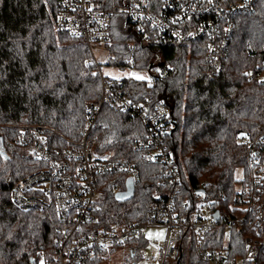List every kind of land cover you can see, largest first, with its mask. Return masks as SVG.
I'll list each match as a JSON object with an SVG mask.
<instances>
[{"label": "trees", "instance_id": "obj_1", "mask_svg": "<svg viewBox=\"0 0 264 264\" xmlns=\"http://www.w3.org/2000/svg\"><path fill=\"white\" fill-rule=\"evenodd\" d=\"M57 0H0V264H31L53 251L58 237L51 212L21 211L11 200L12 186L43 164L28 157L15 144L20 128L48 127L76 140L85 127L84 104L100 97L96 68L89 51L77 38L55 28ZM110 42L97 48L108 53L107 65L146 70L151 64L172 67L152 86L146 80L123 78L118 89L133 102L149 95L164 100L175 129L166 137L180 173L179 200L201 190L205 199L225 200L216 205L228 211L238 179L236 169L245 168L246 144L264 131V86L250 79L246 70L264 46V0H254L253 10L239 14L222 69L213 73L201 43L191 46L155 45L143 42L124 15L109 22ZM132 44L135 47L129 48ZM97 153L137 167L139 181L130 200H115L113 187L122 189L124 175H106L97 183L95 226L143 223L150 205L167 197L171 186L163 183L161 168L132 149L143 138L141 122L127 113L103 107L92 130ZM245 222H237L207 234L211 245L223 236L239 245L247 234ZM245 226V227H244ZM245 228V229H244ZM184 247L179 264H207L193 248ZM128 256L125 264L128 263ZM259 264H264V246ZM166 264H176L167 261Z\"/></svg>", "mask_w": 264, "mask_h": 264}, {"label": "built area", "instance_id": "obj_2", "mask_svg": "<svg viewBox=\"0 0 264 264\" xmlns=\"http://www.w3.org/2000/svg\"><path fill=\"white\" fill-rule=\"evenodd\" d=\"M253 6L254 0H57L55 28L86 46L87 62L98 71L101 92L99 99L84 104L86 122L78 139L65 138L48 127L25 126L14 142L43 167L12 186V203L21 211L53 213L58 235L53 251L36 261L32 259L31 264H110L109 257L118 251L127 254L129 264H166L181 258L185 249L182 240L207 264H259L264 246V131L250 139L241 137L246 144L245 168L237 178L227 212L220 213L216 206L225 200L224 194L211 201L198 190L179 200L180 173L166 141L173 120L165 101L152 102L149 95L140 102L129 100L118 89L119 80L105 77L93 57L94 49L110 42L111 17L121 14L148 44L201 43L213 73H219L236 17L251 12ZM134 47L129 45L130 49ZM140 71L146 72L148 83L154 86L172 67L151 64ZM246 75L264 86V46ZM103 107L127 113L141 122L144 136L133 142L132 149L147 162L158 165L163 183L171 186L166 198L148 207L143 223L113 224L107 228L94 225L99 178L124 175L125 185L130 179L134 188L139 181L136 166L115 158L111 152L94 150L92 130ZM125 185L122 189L115 185L114 193L125 191ZM243 221L247 234L239 245L228 235L219 245H211L209 232L225 227L228 234L237 222ZM148 227L165 229L163 242L150 246L152 253L148 252L145 239Z\"/></svg>", "mask_w": 264, "mask_h": 264}, {"label": "rangeland", "instance_id": "obj_3", "mask_svg": "<svg viewBox=\"0 0 264 264\" xmlns=\"http://www.w3.org/2000/svg\"><path fill=\"white\" fill-rule=\"evenodd\" d=\"M108 53L104 49H94L93 50V57L95 58V61L100 65V69L102 74L114 81L121 80L123 78L131 77L136 80H146L147 81V75L145 71H136L130 68H119L115 66L107 65V58ZM236 178H239L241 176V168L236 169L235 172ZM99 197V193L97 192V199ZM165 229L163 227H148L145 231V239L149 243V249L148 252L152 253L153 248L150 247L152 244H161L164 239ZM127 258V254L123 252H116L113 253L109 257L110 264H123L125 263V260ZM139 264V262H137Z\"/></svg>", "mask_w": 264, "mask_h": 264}, {"label": "water", "instance_id": "obj_4", "mask_svg": "<svg viewBox=\"0 0 264 264\" xmlns=\"http://www.w3.org/2000/svg\"><path fill=\"white\" fill-rule=\"evenodd\" d=\"M172 124H173V129L170 131V133L175 129V122L172 121ZM125 186H126V190L125 191L115 194V200L116 201L125 202V201H128V200L131 199V197L133 195V192H134V186L131 183V180L130 179H127ZM214 217L215 218L218 217L217 211H215ZM179 260H180V257H178L176 259V264H179ZM32 262H33V260L31 259L30 260V263H32Z\"/></svg>", "mask_w": 264, "mask_h": 264}]
</instances>
